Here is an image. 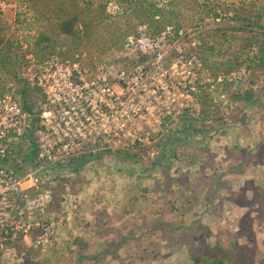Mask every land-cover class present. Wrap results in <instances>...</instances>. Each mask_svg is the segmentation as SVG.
<instances>
[{
	"label": "rangeland",
	"instance_id": "obj_1",
	"mask_svg": "<svg viewBox=\"0 0 264 264\" xmlns=\"http://www.w3.org/2000/svg\"><path fill=\"white\" fill-rule=\"evenodd\" d=\"M1 1L11 5L0 11L11 29L8 35L21 43L17 56L21 65L16 76L28 83V69L35 73L44 62L39 63L28 51L27 41L46 30L48 22L35 16L29 2ZM156 1L163 6L168 2ZM178 1L177 17L189 41H203L207 31L231 23L232 14L222 12L220 20L206 19L193 28L194 1ZM205 1L219 6L256 3L257 9L264 5V0ZM107 13L114 17L121 32L131 31L115 6L109 5ZM111 36V32L107 34L102 29L98 38L80 49H73L65 41L55 53L73 54L65 60L78 62L87 77L112 79L126 67V51L124 41L117 46L112 41L108 43ZM198 74L200 82L213 85L203 84L202 88L214 95L219 114L216 121L199 124L198 130L175 148L176 156L169 160L167 177L161 171L147 173L138 164L113 161L105 155L81 171L71 166L61 172L55 183L48 216L55 231L49 248L43 253L31 247L38 234L35 229L22 245H16L17 264H197L215 258L224 264H264V74H248L241 68L230 75H221L216 81L205 69ZM8 80L6 85L16 84L15 79ZM225 81L231 84L230 93L221 94ZM246 91L259 98L255 105L234 101V94L244 95ZM185 121H192V117L184 115L168 123L163 141ZM26 139L32 142L30 137ZM160 141L153 155L138 157L140 163L147 166L155 161ZM15 160L20 158L16 155ZM161 181L164 186L157 187ZM188 189L192 190L188 197L175 193H187ZM111 211L127 214L130 235H119L117 231L115 236L106 237L108 231L98 233L91 227L82 237L77 236L76 219L81 213L106 215ZM79 240H84L86 249L82 250V245L79 249Z\"/></svg>",
	"mask_w": 264,
	"mask_h": 264
},
{
	"label": "built area",
	"instance_id": "obj_2",
	"mask_svg": "<svg viewBox=\"0 0 264 264\" xmlns=\"http://www.w3.org/2000/svg\"><path fill=\"white\" fill-rule=\"evenodd\" d=\"M10 7L0 2V11ZM188 36L182 29L173 39L168 29L152 37L139 26L124 40L126 67L112 79L87 77L78 62L57 56L35 73L28 69L29 85L44 96L38 116L22 110L17 88L0 94V264H17L19 239L35 229L31 247L49 248L55 183L73 161L87 154L153 155L168 123L184 115L200 120L208 83L199 81L204 69L192 52L200 41ZM24 137L35 144L31 162L9 151Z\"/></svg>",
	"mask_w": 264,
	"mask_h": 264
},
{
	"label": "trees",
	"instance_id": "obj_3",
	"mask_svg": "<svg viewBox=\"0 0 264 264\" xmlns=\"http://www.w3.org/2000/svg\"><path fill=\"white\" fill-rule=\"evenodd\" d=\"M29 2L35 16L41 17L48 22L46 30L34 34L31 40L27 41V48L36 60L46 62L55 56H64L70 58L73 54L55 53L58 48H63L66 41L71 44L73 49H80L86 43L95 38L102 29L109 34L112 33L108 43L113 42V46L122 44V42L135 32L137 26H144L148 34L152 37L159 36L166 30H171L173 39L177 38L178 32L183 29L177 17L178 0H168L163 6L156 0H23ZM196 8L195 23L193 28L202 25L206 19L220 20L224 12L225 15L232 14L231 23L220 29H211L207 31L200 41V45L195 54L201 62L202 68L216 81L221 75H230L241 68H244L248 74H264V5L260 9L255 8V4L249 6L240 4H229L219 6L212 1L193 0ZM217 4V5H216ZM115 6L120 10L125 18L128 28L121 32L114 17L108 15L107 7ZM225 8V9H224ZM127 28V29H128ZM10 27L4 21L0 14V94L5 92L8 85V78L15 79V88L18 95V102L22 110L31 112L36 109V115L41 112V105L44 103V96L41 92L22 82L16 76V70L20 67L18 54L21 50V43L9 36ZM184 30V29H183ZM219 33V34H218ZM31 36V35H29ZM211 41L206 42L208 38ZM113 38V39H112ZM71 50V49H70ZM60 52V51H59ZM70 52V51H69ZM216 58V59H215ZM22 59V57H21ZM211 87L213 85H207ZM231 84L224 82L220 90L221 94L230 93ZM200 98V120L185 121L181 128L176 129L171 135L165 136V141L161 139L158 143L160 149L159 155L155 161L149 165L140 163L137 154L117 153L115 156L108 155L113 161L126 160L129 165L140 166L145 172L161 171L167 177L169 160L175 154V148L185 140L190 133L196 132L197 127L208 122L217 120L218 111L215 105L214 95L207 89ZM236 102L245 101L252 106L259 98L246 91L244 95L239 93L233 95ZM187 116V115H185ZM29 142V143H28ZM24 137L16 147L10 148V152L20 158L19 161H32L35 155V144ZM26 148L23 150V146ZM100 155H89L86 159L79 157L71 166L77 171L87 167L91 162L100 161ZM71 168V167H70ZM144 192H146L144 190ZM22 238L19 244L22 245ZM82 258V257H81ZM79 257V259H81ZM28 264H31L28 263ZM197 264H224L220 259H213L207 262Z\"/></svg>",
	"mask_w": 264,
	"mask_h": 264
},
{
	"label": "crops",
	"instance_id": "obj_4",
	"mask_svg": "<svg viewBox=\"0 0 264 264\" xmlns=\"http://www.w3.org/2000/svg\"><path fill=\"white\" fill-rule=\"evenodd\" d=\"M79 171H81V170H79ZM178 185H181V184H178ZM156 186L162 188L164 185L162 184V181H161ZM184 187H185V185H184ZM146 188H148V187H146ZM151 189H153V188H151ZM175 193L177 196L188 197V196H191L190 193H192V190L188 189L187 193L185 191L184 192L182 191L181 193L180 192H175ZM101 217H103V218H101ZM127 218H128L127 214H124V216H122L121 214H116L115 212L113 213L112 211L106 213V215L105 214L101 215L100 213H96V212H93L90 214L89 213H86V214L81 213L78 216V218L76 219L77 224L75 227V231H76V234L78 237L79 236L82 237L84 235V233L86 232L87 228H90V229L94 228V229H96V231L98 233L108 231L106 233V237L115 236L117 231H118L119 235H127V233H129V235H130V232H127V231L130 230L131 226L127 225V223H126ZM106 223H107V225H106ZM104 242H105V240H104ZM63 244H64V242L62 243V245ZM78 245L80 247L79 249H82L81 245L83 247L86 246L84 244V240H79ZM103 245H105V243ZM84 249H86V247H84L82 250H84ZM82 250H80V251L82 252Z\"/></svg>",
	"mask_w": 264,
	"mask_h": 264
}]
</instances>
